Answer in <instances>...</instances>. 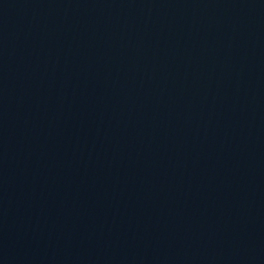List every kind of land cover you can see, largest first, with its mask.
<instances>
[{
  "label": "water",
  "instance_id": "1",
  "mask_svg": "<svg viewBox=\"0 0 264 264\" xmlns=\"http://www.w3.org/2000/svg\"><path fill=\"white\" fill-rule=\"evenodd\" d=\"M264 28V0H225Z\"/></svg>",
  "mask_w": 264,
  "mask_h": 264
}]
</instances>
